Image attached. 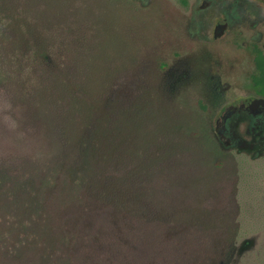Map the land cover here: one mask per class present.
Instances as JSON below:
<instances>
[{"label":"rangeland","instance_id":"374dc122","mask_svg":"<svg viewBox=\"0 0 264 264\" xmlns=\"http://www.w3.org/2000/svg\"><path fill=\"white\" fill-rule=\"evenodd\" d=\"M202 1L74 0L69 14L59 0H15L44 39H64L69 53L76 39L84 41L85 84L73 73L67 79L97 111L68 121L78 107L71 95L63 121L46 117L17 132L0 119L1 161L28 154H37L24 159L28 166L38 156L48 160L19 178L0 173V207L9 205L0 211V236L27 217L30 202L42 203L59 215L41 224L61 253L53 261L69 264L67 251L82 242L76 232L92 218L79 205L85 191L75 185L109 150L103 161L114 167V187L118 180L129 186L119 199L145 211L142 225L161 235L169 247L161 253L173 264H264V115L239 112L240 100L253 96L251 58L229 43L232 35L211 38L209 22L194 13ZM241 1L253 3L248 23L256 20V41L264 46V0ZM150 204L158 206L151 218ZM12 238L0 237L2 261H29L34 248L19 249Z\"/></svg>","mask_w":264,"mask_h":264},{"label":"trees","instance_id":"16d2710c","mask_svg":"<svg viewBox=\"0 0 264 264\" xmlns=\"http://www.w3.org/2000/svg\"><path fill=\"white\" fill-rule=\"evenodd\" d=\"M12 2L13 7L10 4ZM73 4L74 0L58 2L59 7L69 14L70 8L74 7ZM18 8L15 7V0H9L8 3L0 0V19L7 16L4 20L7 22L0 20V75L3 77V79L0 78V119L6 121L8 128L17 132H24L29 124L32 126L35 122H42L41 119L45 120L46 117L60 118L59 120L63 121L66 117L63 108L67 109L66 103L71 95L77 99L75 102L78 107L74 108L75 116L70 115L71 120L68 121L78 120L80 114L84 120H88L90 116L94 117L97 105H90L88 99L76 93L78 88L73 84L75 79L70 76V79H67V76L73 73L79 78L81 84H85L83 68L80 67L81 56H83L81 48L84 41L76 39V44L75 42L72 44L74 52L69 53L65 49L64 39H44L42 34H39L40 31L35 30L25 21L27 16H24ZM87 56L89 59H94L92 54ZM257 67L252 80L264 94V58L261 55L257 59ZM53 104H56L55 107L52 106ZM200 106L206 109V105L201 101ZM91 111H93L92 114ZM14 114L18 117L17 122L13 118ZM13 122L14 125H10ZM58 130L61 128L58 127ZM34 139L37 140L35 137ZM108 154L109 150H105L104 158L102 156V161L98 160L94 163L96 167L88 170L81 186L75 185L77 191H85L84 197L79 198V205L84 214L92 218L79 226L80 230L76 232V235L82 239V242L77 244L80 246L76 247L75 251L74 248L67 251L69 254L67 261L69 264H173V261L167 257L168 254L161 253L169 251V247L162 244L161 235L159 233L151 235L148 233V227L142 225L141 213L145 214V211L134 209L128 202L119 199L120 195L128 192L129 186L124 185L125 174H117V177L124 181L118 180L117 188L114 187L112 179L115 175L114 167H110L111 162L104 167L103 160ZM28 155V157L19 156L7 161L0 160L1 176L19 178L23 171L33 172L48 161H38L42 160L38 156L33 158V165L28 166L24 159L36 157L37 154L36 156ZM7 158L12 156L8 155ZM90 177L93 180L89 183ZM72 183L78 184L75 181ZM2 207H9V205L1 206V212ZM149 207L148 212L151 218L158 213V208L155 209L158 206L150 204ZM46 208L47 210H44L42 203L37 205L36 202H30L27 217H20L15 221L16 226L12 232H5L6 234L3 233L0 236L1 238L13 237L12 239L15 240L13 245L19 249L23 246L34 248L35 255L32 253L31 259L21 264H62L53 261L61 253H57L58 247L53 244L52 238H48L45 227L43 230L41 225L47 221L53 223L59 219V215L57 216L58 213L55 210L50 211V207ZM5 213L9 214L8 211ZM13 215H8L7 218ZM98 220L99 224L104 223L106 230L95 228V223L94 225L92 223ZM48 239L50 242L46 250ZM41 255L43 258L39 257ZM0 264L20 263L12 257L5 256L3 261L0 258Z\"/></svg>","mask_w":264,"mask_h":264},{"label":"flooded vegetation","instance_id":"af4514ba","mask_svg":"<svg viewBox=\"0 0 264 264\" xmlns=\"http://www.w3.org/2000/svg\"><path fill=\"white\" fill-rule=\"evenodd\" d=\"M183 3L187 5L186 1ZM250 5L254 7L253 3L248 1L205 0L200 5L199 2L195 3L194 13L201 23L209 22L207 28L209 29L208 33L212 34L211 38L222 40L225 36L232 35L230 40L233 42L229 43L234 44L239 49L243 48L250 56L252 70L249 75V87L253 92V96L240 100L239 112L256 117L260 114L264 115V94L260 92V87L253 82L252 78L257 72L258 57L261 55L264 58V46L260 44V41H256V20L253 21L252 25H250L251 22L248 23L247 15L251 12ZM249 28H253L252 35L246 30ZM257 35L260 36V33L258 32ZM240 40L243 43L239 46L236 42ZM230 114L231 112L222 118L226 119Z\"/></svg>","mask_w":264,"mask_h":264}]
</instances>
